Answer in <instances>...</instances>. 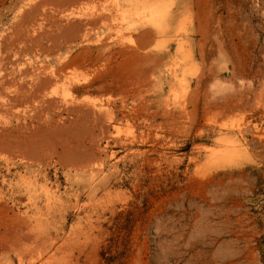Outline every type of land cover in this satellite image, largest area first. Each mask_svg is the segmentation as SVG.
<instances>
[{"label": "rangeland", "instance_id": "obj_1", "mask_svg": "<svg viewBox=\"0 0 264 264\" xmlns=\"http://www.w3.org/2000/svg\"><path fill=\"white\" fill-rule=\"evenodd\" d=\"M44 259L264 264V0H0V264Z\"/></svg>", "mask_w": 264, "mask_h": 264}, {"label": "bare ground", "instance_id": "obj_2", "mask_svg": "<svg viewBox=\"0 0 264 264\" xmlns=\"http://www.w3.org/2000/svg\"><path fill=\"white\" fill-rule=\"evenodd\" d=\"M17 89H18V87H17ZM22 91H24L23 89H21ZM20 89L19 90H17V91H21ZM35 90V89H34ZM41 91V90H40ZM25 92V91H24ZM25 95V94H24ZM35 95H37V94H35ZM33 96H34V94H33ZM16 97H17V93H16ZM19 97V96H18ZM20 97H23V95H21ZM26 97V96H25ZM27 98V97H26ZM22 99V98H21ZM9 100V102H12L11 101V99H8ZM29 100V99H28ZM25 101V100H24ZM27 102V101H26ZM23 103V102H22ZM9 104V103H8ZM7 104V105H8ZM10 106V105H9ZM8 106V107H9ZM87 117V116H86ZM81 119H84L85 121H88L89 119V117L86 119L85 118V116L83 115L82 117H80ZM83 120V121H84ZM88 122H90V121H88ZM87 122V123H88ZM86 123V124H87ZM93 127H94V125H92ZM88 127H89V124H88ZM90 128V127H89ZM84 130V129H83ZM70 160V159H69ZM73 161V160H72ZM75 161V160H74ZM42 234H40V232L38 233H35V235H33L31 238L30 237H27V240H29V243H33V245L31 246L32 247V249H31V252L34 250V252H36L38 255H41L42 254V252H43V250H44V248L46 247V244H45V240H46V238H45V236H41ZM20 240V239H19ZM18 241V240H17ZM21 242H19L14 248L18 251V253H20L21 252V247H22V245L24 244V240H20ZM16 242V241H15ZM14 243V242H13ZM12 246H14V245H12ZM6 248H7V246H6ZM10 248V247H9ZM28 264H35V261L34 260H31V261H29L28 262ZM39 264H52V263H49V261H47V260H41L40 262H39ZM228 264H235L233 261H231L230 263H228Z\"/></svg>", "mask_w": 264, "mask_h": 264}]
</instances>
